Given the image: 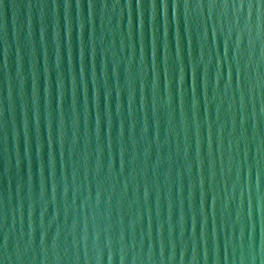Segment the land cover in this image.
Returning <instances> with one entry per match:
<instances>
[{
    "label": "water",
    "instance_id": "obj_1",
    "mask_svg": "<svg viewBox=\"0 0 264 264\" xmlns=\"http://www.w3.org/2000/svg\"><path fill=\"white\" fill-rule=\"evenodd\" d=\"M0 264H264L261 0H0Z\"/></svg>",
    "mask_w": 264,
    "mask_h": 264
},
{
    "label": "snow or ice",
    "instance_id": "obj_2",
    "mask_svg": "<svg viewBox=\"0 0 264 264\" xmlns=\"http://www.w3.org/2000/svg\"><path fill=\"white\" fill-rule=\"evenodd\" d=\"M262 4H264V0H261Z\"/></svg>",
    "mask_w": 264,
    "mask_h": 264
}]
</instances>
